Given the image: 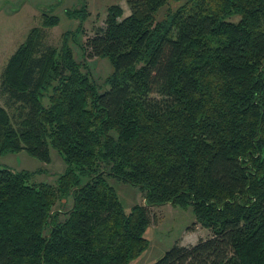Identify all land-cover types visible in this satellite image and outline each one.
I'll return each mask as SVG.
<instances>
[{
	"label": "trees",
	"instance_id": "trees-1",
	"mask_svg": "<svg viewBox=\"0 0 264 264\" xmlns=\"http://www.w3.org/2000/svg\"><path fill=\"white\" fill-rule=\"evenodd\" d=\"M124 1L79 45L108 59L107 89L66 33L43 43L57 23L45 12L0 70V154L48 162L50 146L65 165L54 185L0 168V264H127L147 245L148 207L165 203L210 234L151 264H264V0H185L159 19L169 0ZM109 176L142 204L124 212Z\"/></svg>",
	"mask_w": 264,
	"mask_h": 264
},
{
	"label": "rangeland",
	"instance_id": "rangeland-1",
	"mask_svg": "<svg viewBox=\"0 0 264 264\" xmlns=\"http://www.w3.org/2000/svg\"><path fill=\"white\" fill-rule=\"evenodd\" d=\"M185 0H169L159 8L155 18H161L165 9L174 10ZM117 4L129 12L124 0H0V70L8 56L16 46L23 41L28 30L32 27L40 28L43 12L54 15L57 23L51 27L40 28L44 32L43 43L59 49L63 34L65 43L71 51L75 61L85 62L86 71L98 92L107 89L105 78L111 72V65L106 57L83 60L79 45L86 36L92 34L94 28L103 26L105 8L109 4ZM83 9L87 12L81 23L77 19L68 17L64 11ZM237 17H231L236 21ZM79 25V26H78ZM78 26V30L76 27ZM84 71V70H82ZM0 98V106H2ZM49 161L42 162L25 151L4 152L0 154V168L12 171L31 172L29 182H44L54 185L57 176L63 172L64 163L60 155L48 146ZM107 183L114 189L118 201L124 212L133 204H142L143 191L126 182L112 177H105ZM70 207V199H57L52 210H59L58 219H62V212ZM149 224L143 232L147 241L145 249L127 264H151L174 243L184 246L193 244L199 238H205L210 233L206 228L195 222L189 205L180 207L170 203L148 207Z\"/></svg>",
	"mask_w": 264,
	"mask_h": 264
},
{
	"label": "crops",
	"instance_id": "crops-1",
	"mask_svg": "<svg viewBox=\"0 0 264 264\" xmlns=\"http://www.w3.org/2000/svg\"><path fill=\"white\" fill-rule=\"evenodd\" d=\"M122 10V9H121ZM128 14V12H124V10L122 11V16H125V15H127Z\"/></svg>",
	"mask_w": 264,
	"mask_h": 264
}]
</instances>
